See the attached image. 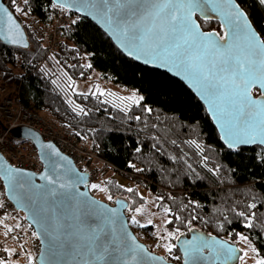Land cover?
<instances>
[{"label": "trees", "instance_id": "trees-1", "mask_svg": "<svg viewBox=\"0 0 264 264\" xmlns=\"http://www.w3.org/2000/svg\"><path fill=\"white\" fill-rule=\"evenodd\" d=\"M3 2L22 26L29 45L22 48L0 41V79L10 90L20 91L29 110L66 125L91 154L113 166V171L143 184L152 194L155 209H171L164 212L166 220H171L164 223V236L176 228L187 236V221L195 216L191 230L236 244L245 236L255 249L253 262L264 259L263 147L225 148L203 104L184 83L124 56L90 20L83 18L72 32H63L58 49L47 53L34 36L30 21L38 17L48 25L52 0H28L27 4L17 0L21 12H15L11 0ZM236 2L264 39V2ZM197 20L202 30L221 34L217 21ZM93 69L102 77L136 88L143 99L122 102L123 96L117 94L80 93L69 87L88 78ZM103 183L111 198L128 202L127 212L142 205L144 199L135 189L128 192L113 177ZM250 204L256 208H249ZM240 211L245 217L256 213L251 228L245 227L247 221L238 215ZM151 228L150 224L139 230ZM176 240L164 241L175 245ZM146 246L152 251V245ZM7 250L4 257L13 253ZM162 256L171 262L181 261L176 245Z\"/></svg>", "mask_w": 264, "mask_h": 264}, {"label": "snow or ice", "instance_id": "snow-or-ice-1", "mask_svg": "<svg viewBox=\"0 0 264 264\" xmlns=\"http://www.w3.org/2000/svg\"><path fill=\"white\" fill-rule=\"evenodd\" d=\"M24 3L27 4L28 0H24ZM77 3L80 5L77 11L84 8L95 10L117 24L134 51L146 57L145 63L160 59L182 68L210 99L218 118L224 121L221 127L224 129V139L229 148L239 144L256 143L257 140L264 144V99L254 98L251 94L254 85H260L264 89V39H260L250 31L247 23L241 22L246 16L239 5H231L230 0H218V2L217 0H64L59 7L71 9ZM11 6L14 7L15 12L23 11L17 0H11ZM217 10L223 16L222 27L225 29L223 35L201 31L200 25L193 20V16L200 12L204 20L208 21L211 17L207 13ZM0 18H6L7 24L6 32L0 30V36L13 45L21 43L20 24L13 12L8 7L0 5ZM72 23L75 24L76 21L73 20ZM24 47H27L26 43ZM132 54L133 52L130 51L129 55ZM137 58H140L139 55ZM68 79L71 82V77ZM69 87H72L71 83ZM260 96H264V91ZM142 99L143 97L137 99L135 94L131 97H120L122 102L127 100L139 103ZM83 111L80 109V112ZM47 147L53 150L50 159L59 156V151L54 145L49 144ZM137 151L140 149L138 148ZM59 167L60 165L53 161L52 171L55 179L53 175H41L40 178L45 180L46 184L32 182L26 176L33 174H26L19 168L9 167L2 173L9 189L16 193L18 202H24L25 206L29 207L34 223L40 226L41 231L33 232L32 235L37 239L44 236L49 241L48 252L62 248L67 237L72 235L71 232L61 231L59 217L48 206L49 200H54L58 196H68L66 190L74 187L69 183L57 184L61 179L56 174V169ZM91 187L99 186L92 184ZM126 190L134 191L132 188ZM76 195L84 197L86 194ZM248 207L254 209L256 204H250ZM142 210V207L135 209L137 213ZM163 211L169 213L171 209L165 207ZM94 214L101 218L103 226L82 232L79 236L81 242L79 247L69 246L67 252H74L79 256L82 264H148L147 258L141 255L145 251L143 246L127 243V235H121L116 227L117 209L104 207L103 211L97 210ZM238 215L245 217V212L240 211ZM255 215L256 213L253 212L245 217L247 221L245 227L253 226L252 220ZM176 219L179 220L180 217L176 216ZM195 219L196 217L193 216L187 221L189 230L192 220ZM131 222L139 223L135 216L131 217ZM151 223L152 221L149 220L148 224ZM170 223L171 220L165 221V224ZM121 227L126 225L121 222ZM181 235L180 229L176 228L175 231L167 232L162 239L165 241L173 237L179 239ZM240 238L247 240L245 236ZM132 239L134 241V238ZM58 241L61 243L57 244ZM212 241L209 244L208 240L201 236H193L191 240L183 241L187 261H191V264H201L206 259L203 256L205 248L210 250L213 262L227 264L233 259L236 251L234 248L228 246L225 241L215 238H212ZM164 246L169 253L175 247L172 243H166ZM151 259L162 258L154 256ZM41 260L42 264H45L47 255H42ZM0 264H9V262L0 260ZM29 264H32L31 256H29ZM255 264H264V259H257Z\"/></svg>", "mask_w": 264, "mask_h": 264}, {"label": "water", "instance_id": "water-1", "mask_svg": "<svg viewBox=\"0 0 264 264\" xmlns=\"http://www.w3.org/2000/svg\"><path fill=\"white\" fill-rule=\"evenodd\" d=\"M63 2L64 0H52V3L57 6H59V4ZM230 4L233 6L239 5L236 2V0H230ZM0 5L7 7L3 2V0H0ZM78 7H80L79 3H77L74 7L68 10L80 14L83 18L90 20L91 22L96 24L108 36L111 42L124 56L130 58L131 60L143 66L166 72L171 77H174L179 81H181L182 83H184L203 104L208 116L210 117L213 125L215 126L219 134L220 141L225 146V148L229 150H234L240 147H252V146H260L264 148V144L259 143L258 140L256 143L239 144L234 148H229L224 139V129L221 127V124L224 123V121L218 118V115L211 106L210 99L207 98L202 93L200 87L187 76V74L182 68L175 67L171 63H166L164 60H160V59L154 62L145 63L146 57L143 54L134 51L132 45L128 42L126 37L121 33L120 27L117 24L105 18L103 15L97 13L95 10L84 8L80 11H77L76 9ZM240 10L245 13V11L241 7ZM207 14L211 17L210 20L217 21L220 24V28H221L220 35H223L225 29L222 27L223 16L220 14V12L217 10L214 12H209ZM245 16L246 19H242L241 22L247 23L249 25V30L254 32L261 39L259 33L253 27L246 13ZM197 18L204 20L203 15H201L200 12H197L193 16V20L199 24ZM20 28H21V36L19 37V39L21 40V43L17 45H13L9 43L7 40H5L3 36H0V41L6 45L27 48L29 44L27 41L26 34L21 25ZM0 30L6 32L7 30L6 18H0ZM200 30L204 31L202 30L201 27ZM204 32L218 33L216 30H207ZM25 43L27 44V47H24ZM130 51L133 52L132 55H129ZM138 55L140 57L139 59L137 58ZM253 90L257 91V95L253 94ZM262 91H264V89H262L260 85H254L251 90V94L254 98L259 97L260 99H264V96H260V93ZM9 134H12V136L16 139L25 140L29 142L35 149L37 157L41 163V169L38 172L19 168L22 170V172L26 174L27 173L33 174L31 176H26L27 179L31 180L36 184H46L47 182L45 180H42L40 177L43 174L53 175L52 164L53 161H55L57 164L60 165V167L56 169V174L61 177V179L57 181V184L69 183L74 185V187L66 190L67 193L69 194L68 196H58L54 200L48 201V206L51 207L53 211L56 213V215L59 217V225L61 226V231L71 232L72 235H69L66 241H64V238L62 236V241H64V246L59 250L53 249L52 252L47 251L49 248V241L44 236H41L40 239H38L40 244V250L37 256V264H42L41 257L42 255L45 254L47 255V261L45 262V264H48V262H50V264H82L79 256H76L74 252L69 253L66 250L69 248V246L73 248L79 247L81 243L79 240V236L82 234V232H88L90 228L103 226V221L101 220V218L95 215L94 213L97 210L103 211L104 207H106L107 209H113V208L117 209L116 215L118 217V222L116 224V227L120 230L121 235L124 234L127 235V241H126L127 243L143 246V249L145 251L142 252L141 255L147 258L148 264H191V261H187L184 255L183 241L191 240L193 236H201L207 239L209 244L213 242L212 238H215L216 240L219 241L227 242L228 246L236 250L233 259L229 260L228 262L231 264H239V260L241 259L240 257H242L243 252L238 245L230 243L227 240L217 237L215 235L207 234L205 232L196 229L190 230L187 236L182 235L180 236L179 239L176 240L175 245L177 246L181 255V261L178 263L168 261L162 255L150 251L147 248V246L137 238V236L134 234V232L129 226L127 217L125 215V210H127L128 208V202H126L123 199H115L113 204H109L94 197L89 191V183H90L89 173L87 171H80L70 157L62 153L51 141H45L33 129L26 127L16 128L14 130H10ZM49 144L54 145L55 149L59 151V156H53L51 159L49 158L50 154L53 151L52 149L47 147V145ZM61 157H63L64 159H61ZM9 167L17 168L12 166L0 153V179L4 187L5 196L14 205L17 211L23 213L25 221L29 225H31V228L33 229L34 232L41 231L40 226L34 223L33 214L29 210V207H26L24 202H18L16 193L10 190L9 187L7 186L8 182L3 178L2 173L5 169ZM53 178L54 179L56 178L55 175H53ZM77 193H85L86 195L84 197H79L76 195ZM121 222L123 223V225H126V227L122 228ZM132 238H134V241ZM59 243L61 242L58 241L57 244ZM154 256L161 257L162 259L152 260L151 257ZM203 256L206 259L203 260L201 264H220L219 261L213 262L212 258L210 257V250L208 248L204 249Z\"/></svg>", "mask_w": 264, "mask_h": 264}, {"label": "built area", "instance_id": "built-area-1", "mask_svg": "<svg viewBox=\"0 0 264 264\" xmlns=\"http://www.w3.org/2000/svg\"><path fill=\"white\" fill-rule=\"evenodd\" d=\"M50 21L47 25L42 18H32L31 30L42 43L47 53L54 52L61 43L63 32H72L78 22L83 19L80 14L62 9L51 3L49 5ZM76 23L73 24L72 21ZM20 91L9 89L0 79V153L14 167L38 172L41 163L35 149L24 140L13 139L10 130L26 127L36 131L45 141H51L65 155L70 157L80 171L89 173L90 181H94L92 161L98 159L90 153L85 142L78 138L66 125L54 122L36 112L29 110L21 101ZM3 124V126H2ZM108 165V164H107ZM110 168L113 166L108 165ZM14 205L7 199L0 179V221L11 224L8 237L18 244L15 256L30 255L32 264H37L40 250L39 240L32 235L31 226L21 218ZM24 216V215H23ZM19 225V227H17ZM25 241V242H24Z\"/></svg>", "mask_w": 264, "mask_h": 264}, {"label": "rangeland", "instance_id": "rangeland-1", "mask_svg": "<svg viewBox=\"0 0 264 264\" xmlns=\"http://www.w3.org/2000/svg\"><path fill=\"white\" fill-rule=\"evenodd\" d=\"M72 88L74 91L80 92V93H89V92L113 93V94H117L123 97H131L133 96V94H135V97L137 99H139V97H142V94L136 88L115 82L110 78L102 77L100 72L96 69H93L90 72V75L88 76V78L73 82ZM139 102H141V100H139ZM92 166L97 170L96 172H94L95 180L90 181L89 183V191L94 197L106 203L113 204V202L115 201V198L109 199V195L103 183V180L105 178L113 177L117 180V182L122 187H124L125 189L127 188L135 189L137 193L144 199L142 205L140 206V208L141 207L143 208L141 212L139 213H137L136 211L127 212V210H125L129 216L128 223H129L130 228L135 231L138 239H140L141 242H143L144 244L146 243L147 245H152L151 246L152 252L162 255L167 250L164 246L166 243L164 239H162V237H164L163 232L165 230L164 223L166 221V215L164 214V211L155 209V205H154L155 202L153 200L151 192L140 182L136 180H130L124 175H120L118 172L113 171L103 161L94 159L92 161ZM92 184H97L99 187L92 188L91 187ZM18 213L20 215V218H21L20 220L22 222L23 221L22 219L24 218L23 213L21 212H18ZM132 216H135L136 220L139 223H132L131 222ZM149 220L152 221L151 223L152 228L149 230H145V231L139 230L140 228H142L141 225H145V226L150 225L148 224ZM10 227H11L10 223L6 225L4 222L2 223L0 221V260H5L9 262V264H29L30 255L24 254L21 257L14 255L16 249L18 248V245H20L21 243L18 244L14 239H11L10 237H8V233H10L9 231ZM237 245L241 248L243 252V255H242V258L240 259L239 264L254 263L253 261L254 259H256V256L254 254L253 247L250 241L248 239L244 240L240 238ZM155 246H157L156 249H155ZM8 248H13L14 252L12 254H9L7 257H4L2 253H4V251L7 250ZM175 263H178V262H175Z\"/></svg>", "mask_w": 264, "mask_h": 264}, {"label": "flooded vegetation", "instance_id": "flooded-vegetation-1", "mask_svg": "<svg viewBox=\"0 0 264 264\" xmlns=\"http://www.w3.org/2000/svg\"><path fill=\"white\" fill-rule=\"evenodd\" d=\"M226 240V239H225ZM228 241V240H227ZM228 242H230V243H233V242H231V241H228ZM233 244H236V243H233ZM237 245V244H236ZM239 263H240V260H239ZM227 264H231V263H227ZM252 264V263H251Z\"/></svg>", "mask_w": 264, "mask_h": 264}, {"label": "crops", "instance_id": "crops-1", "mask_svg": "<svg viewBox=\"0 0 264 264\" xmlns=\"http://www.w3.org/2000/svg\"><path fill=\"white\" fill-rule=\"evenodd\" d=\"M9 250H11L12 249V251L14 252V249L13 248H8Z\"/></svg>", "mask_w": 264, "mask_h": 264}]
</instances>
